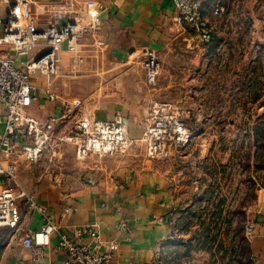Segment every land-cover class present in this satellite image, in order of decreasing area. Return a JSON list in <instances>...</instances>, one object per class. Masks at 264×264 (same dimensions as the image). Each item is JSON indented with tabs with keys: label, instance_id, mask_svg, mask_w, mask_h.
I'll return each mask as SVG.
<instances>
[{
	"label": "crops",
	"instance_id": "0c3cea01",
	"mask_svg": "<svg viewBox=\"0 0 264 264\" xmlns=\"http://www.w3.org/2000/svg\"><path fill=\"white\" fill-rule=\"evenodd\" d=\"M51 1L61 0H41ZM215 1L205 3V27L212 39L203 43L174 21L171 0H72L87 10L89 2L97 3L91 8L102 17L101 29L80 42L81 62L77 63L69 51L62 52V77L74 79L73 84H79L76 88L87 92L84 103L94 106L87 115L104 121L122 119L130 138L141 137L151 107L166 101L176 103L170 91L178 86L185 88L184 78L176 82L173 77L191 68L192 50L203 62L202 73L207 78L208 58L233 55L238 39L246 42L239 53L248 60L247 104L264 106V0H248L252 18L246 34L231 36L211 24ZM218 1L225 9L223 0ZM7 10V5L0 3V15H6ZM98 40L105 44L98 45ZM151 54L162 73L156 83L148 82L143 66ZM206 78L201 90L208 87ZM35 79L40 89L31 109L33 114L42 120L55 119L60 135L73 131L79 114L68 115L63 104L48 100L43 90L45 77L38 74ZM56 82L57 87L65 83L59 79ZM220 88L222 85L216 82L215 89ZM230 100L235 104V98ZM219 101L216 105L224 104L222 97ZM0 117H6L2 105ZM3 130L4 124L0 123V133ZM62 146L58 157L47 153L39 162H19L14 180L0 179V191L11 185L29 197L21 202V220L7 245L10 264H74L58 245L62 235L75 240V228L84 225L95 226L105 241L119 242L110 264H158L159 249L169 241L175 220L191 197L188 189L193 184L183 173L184 152L175 150L163 161L147 163L122 154L90 155L78 164L74 145ZM259 214L251 245L255 264H264V211ZM123 219L131 226L127 233L119 229ZM46 220L57 226L50 245L37 254L22 247L19 243L23 236L39 229ZM83 242L93 240L85 236ZM106 249L104 245L102 251Z\"/></svg>",
	"mask_w": 264,
	"mask_h": 264
},
{
	"label": "rangeland",
	"instance_id": "374dc122",
	"mask_svg": "<svg viewBox=\"0 0 264 264\" xmlns=\"http://www.w3.org/2000/svg\"><path fill=\"white\" fill-rule=\"evenodd\" d=\"M223 2L222 15L209 18L212 26L225 35L246 34L252 18L248 0ZM187 31L195 34L190 29ZM238 40L233 55L208 58L207 78L202 73L203 62L192 50L189 54L191 68L173 77L176 82H179L177 78L186 81L185 88L178 86L170 91L176 103L166 101L152 106L142 136H129L126 148L114 154L129 155L147 163L163 161L175 150L184 152L183 173L191 178L193 186L188 189L191 197L179 212L169 241L159 249L158 264H255L251 238L256 233L259 213L264 211V106L247 104L248 60L245 54L239 53L246 42ZM146 63L143 62L144 69H147ZM62 74L54 77V82L56 79L65 82L59 87L54 83V91L59 96L57 102L63 104L66 114L78 113L77 120L90 116L87 114L94 106L84 103L87 92L78 90L79 84H73L74 79L62 77ZM161 75L158 69L154 82L150 83H156ZM205 78L208 87L201 90ZM147 80L149 82L148 76ZM216 82L223 88L215 89ZM220 97L224 104L216 105ZM231 97L236 99L235 104L230 102ZM261 101L263 99L258 102ZM158 106L163 114L176 117L186 132L184 136L166 135L174 130L167 128L164 138L159 139L164 151L151 156L149 150L157 138L149 129L154 124L152 115ZM161 130L164 132L165 127ZM75 160L82 164L85 159L75 156ZM124 220L130 226L129 221ZM251 225H254L253 234L250 233ZM14 231L0 228V264H10L7 245Z\"/></svg>",
	"mask_w": 264,
	"mask_h": 264
},
{
	"label": "built area",
	"instance_id": "2783aa9c",
	"mask_svg": "<svg viewBox=\"0 0 264 264\" xmlns=\"http://www.w3.org/2000/svg\"><path fill=\"white\" fill-rule=\"evenodd\" d=\"M171 1L175 7L174 21L194 31L201 42L211 41L212 33L206 29L203 16L207 0ZM0 3L8 7L6 15H0V105L6 109V117H0V123L4 124L0 133V179L14 180L19 162H39L47 153L58 157L63 143L74 145L79 159L123 151L130 140L122 119L104 121L86 116L77 121L78 126L73 131L60 135L55 119L42 120L31 111L34 101L39 99L40 88L35 79L38 74L45 77L43 90L46 98L58 100L54 77L62 72V52L69 51L77 63L81 62V40L101 29L102 17L91 8L97 3L89 2L88 10L74 5L72 0L47 3L41 0H0ZM224 10L219 1L214 3V14ZM96 43L105 44L102 40ZM19 56L24 58L20 60ZM146 61L149 82H154L158 72L156 58L151 54ZM161 110L158 106L152 115L154 124L149 133L157 141L150 147L151 156L164 151L159 139L164 138L167 128L174 130H169L170 134L166 135L178 133L184 136L186 132L176 117L163 114ZM162 127H165L164 132ZM23 200H29L26 192L11 185L2 188L0 228H18ZM56 229L52 221L46 220L39 229L23 236L22 246L37 254L50 245ZM119 229L128 232L130 226L124 220ZM250 233H254V225H251ZM75 234V240L62 235L58 245L74 264H110L113 253L119 249L117 240L105 241L95 226L76 227ZM85 236L91 237L93 242H83ZM104 245L106 251H102Z\"/></svg>",
	"mask_w": 264,
	"mask_h": 264
}]
</instances>
